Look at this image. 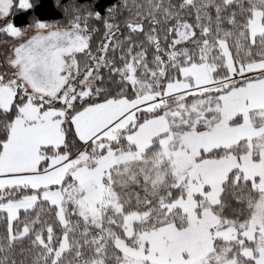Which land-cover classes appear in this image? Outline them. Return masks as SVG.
I'll return each mask as SVG.
<instances>
[{
	"label": "snow or ice",
	"instance_id": "obj_1",
	"mask_svg": "<svg viewBox=\"0 0 264 264\" xmlns=\"http://www.w3.org/2000/svg\"><path fill=\"white\" fill-rule=\"evenodd\" d=\"M0 264H264V0H0Z\"/></svg>",
	"mask_w": 264,
	"mask_h": 264
},
{
	"label": "trees",
	"instance_id": "obj_2",
	"mask_svg": "<svg viewBox=\"0 0 264 264\" xmlns=\"http://www.w3.org/2000/svg\"><path fill=\"white\" fill-rule=\"evenodd\" d=\"M53 3H54V0H53Z\"/></svg>",
	"mask_w": 264,
	"mask_h": 264
}]
</instances>
